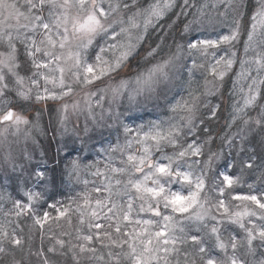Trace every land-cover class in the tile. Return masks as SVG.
<instances>
[{
    "label": "snow or ice",
    "instance_id": "obj_1",
    "mask_svg": "<svg viewBox=\"0 0 264 264\" xmlns=\"http://www.w3.org/2000/svg\"><path fill=\"white\" fill-rule=\"evenodd\" d=\"M226 82V126L237 131L213 151L205 125L221 104L205 101ZM176 88L187 96L170 99ZM94 98L101 108L107 98L112 124L97 120ZM48 101L62 135L71 114L90 119L83 137L72 129L82 147L96 129L101 139L105 128L118 133L97 152L103 169L67 162L68 184L84 190L63 200L47 196L48 169L16 171L9 141L32 138L21 126L38 124L23 113ZM148 105L165 114L136 124L130 113ZM0 161L41 188L19 198L0 190V264H264V0H0ZM73 216L75 227L45 247V225Z\"/></svg>",
    "mask_w": 264,
    "mask_h": 264
},
{
    "label": "rangeland",
    "instance_id": "obj_2",
    "mask_svg": "<svg viewBox=\"0 0 264 264\" xmlns=\"http://www.w3.org/2000/svg\"><path fill=\"white\" fill-rule=\"evenodd\" d=\"M194 2H200L202 3L203 0H194ZM220 11H224L223 8L220 9ZM215 15V13H213ZM159 32V30H158ZM156 35V32L152 33L151 40H154ZM157 42V41H156ZM159 43V40H158ZM238 70V68H237ZM199 73H197L195 80L198 82L199 81ZM184 79H187V76L185 74ZM202 80V81H201ZM201 81V82H200ZM199 86H201L203 90V85H204V80L201 77L200 79ZM230 82H226L220 89V92L214 93V95H210L206 97L207 103L211 105L215 104H221L223 103L224 105H227V100H228V94L230 93L231 89V83L227 85ZM198 84H193V87H196ZM78 92L80 91L79 89L77 90ZM91 91H95V88L91 89ZM222 93V95H221ZM82 95V94H81ZM81 95H78L76 99H80ZM187 96V92L185 88H176L173 90L172 96H170V99L174 96L176 99H179L180 96ZM215 96L214 99L211 97ZM214 100L215 103H214ZM212 101V102H211ZM69 104H71V99L67 100ZM242 103V101H241ZM93 107L95 111V115L98 121H100L101 116L105 118L103 122H106L108 124H112L113 121L107 120V115H108V108L109 104L107 102V98L103 102V108L101 107H96L95 104V98L93 99ZM59 108V105L56 102L48 101L46 104L45 103H39V104H33L27 108V112H24L23 114L28 117L30 122H35L38 124V127H32V124L30 123L29 125H22L21 128L23 131L30 132L31 134V139H25L23 132L20 134L18 138V143L15 142L17 138L10 136L9 141L12 142V147L16 149V171L19 172L21 169L26 170L25 171V176H27V173L31 171L32 169L36 168L39 166L40 169H48L49 167L52 166L50 165L48 168L45 165L42 164H51L53 160H57L58 157L61 154L66 153L68 150H75V158L80 157L82 163L88 164V163H95L99 161V167L103 169L104 164L106 162V155L105 154H97L98 150L103 147H107L109 143L115 142L118 133L113 130V129H103L102 130V139H101V130L96 129L95 131L91 132V140L88 141L87 146L82 147L81 146V141L79 139H76L75 135L73 134L72 129L75 127L80 130V136L83 137V128L85 127V124L87 122L89 129L93 128V124L91 123L90 119L86 120V115L85 114H76L73 113L69 116L68 121H67V133L66 134H61L64 129L63 126L59 123V118L57 115V110ZM32 109V110H30ZM38 111L40 113L39 119L37 121V113L34 112V110ZM150 112L151 114L148 115L147 118H144V114ZM165 114V110L162 109H154L152 105H148L146 109H142L138 112L130 113V116L132 117V120H135L136 124L144 123L148 120H154L157 119ZM127 120L126 122L129 123ZM49 130V133L47 132ZM122 133V129H121ZM51 137V141L56 143L52 148L51 145L47 148L46 146H42L43 143H41L42 138H47ZM58 142V143H57ZM120 142H124V136L120 134ZM47 143V142H46ZM95 145L93 148L92 145ZM85 148V150L81 149ZM55 149V150H54ZM77 151H81L78 154L76 153ZM25 152L28 155H25ZM52 152L54 153L53 155ZM48 155V158L50 160L47 161L44 160V158ZM31 157L30 159L28 157ZM74 156V154L70 155V160ZM60 159V157H59ZM73 159V158H72ZM117 161L119 157H116ZM92 171H95V169H92ZM13 172V167L11 165L5 164L3 161H0V190H3L8 196L12 198H19L22 196L23 191L27 190V185L28 181L25 182L24 180H21L18 177V173ZM88 178H83L87 179L89 181H95L97 184L101 182L103 179L97 178L95 176L90 175L89 173L87 174ZM90 176V177H89ZM34 178H32L33 180ZM30 181L31 188L33 191H41L40 187H35L32 188V185L35 181ZM84 186V185H83ZM89 188L93 187V185L90 183ZM28 188V189H29ZM84 190V187L80 189L79 191L72 192L70 191V196H74L76 193L81 192ZM3 207L5 209L11 207L10 201H4ZM28 224H31V221L27 222ZM76 225V219L75 216L72 218V224L70 225V228L73 226L75 227ZM62 231H69L68 230V224L65 223L64 221L59 222L58 224H53L51 221H49L45 225L44 229V245L45 247L49 246L50 241L49 237L52 234L59 235ZM33 247L32 251L35 252L41 245V236L40 232L38 229H33V241H32ZM27 252V249L25 250ZM183 253H181V256ZM19 258V256H18ZM31 261V264H38V258L35 256H32L29 258ZM61 259V264L63 261V258ZM172 264H176L175 260H173Z\"/></svg>",
    "mask_w": 264,
    "mask_h": 264
},
{
    "label": "trees",
    "instance_id": "obj_3",
    "mask_svg": "<svg viewBox=\"0 0 264 264\" xmlns=\"http://www.w3.org/2000/svg\"><path fill=\"white\" fill-rule=\"evenodd\" d=\"M162 33L160 32H156L154 41L158 43V36L161 35ZM171 42V39L169 38V43ZM154 46V45H153ZM199 81L201 79V76L199 75ZM197 82V84L199 85L200 82ZM230 83H228L227 85H229ZM215 96H212L211 98L214 99ZM216 100H214L215 103ZM212 102V101H211ZM231 103L232 101L230 100V93L228 94V100H227V105H224L223 103H221V108L218 109V115L216 119H213L210 121V123L206 124L205 127H211L212 129V135L214 137H217L216 139V144L212 146V150L216 151L218 149V146L220 144V140H219V136H223L225 134L231 135L232 133L236 132L237 129L236 127H232L231 129H229L226 126L227 121L230 119L229 117V113L231 111ZM29 110V109H28ZM28 110H26L25 112H27ZM32 110V109H30ZM34 112H38L36 111V109H33ZM151 114L150 112L145 113L144 114V118H147L148 115ZM252 116H255L257 113L255 111L250 113ZM205 115H207V113H205ZM131 124V121H128ZM47 132L49 133V130H47ZM50 136V133H49ZM47 137V138H42L41 139V143H43L42 146H46L47 148L49 147V145H51V148L56 144L55 142L53 143L51 141V137ZM256 139H259V136L256 137ZM47 142V143H46ZM58 143V142H57ZM237 144L239 145V141H237ZM246 147H253V145H246ZM83 150H85V148H81ZM55 150V149H54ZM224 151L227 153L228 149L227 146L225 145ZM235 151V150H233ZM75 150H68L66 153L61 154L58 159L55 161L53 160L51 162V164H42V165H47L46 167H49V171L47 173L48 178L50 181H52L51 183L48 184V192H47V196L51 197L54 200H63L65 197L70 196V191L72 192H76L79 191L80 189H82L84 186L83 184H78V185H69L67 182V176L63 174L64 172V167L67 164V162L70 160V155L72 153V155L74 154V156H72V158H75ZM81 151H77L76 153L78 154ZM54 153L52 152L51 155H53ZM48 158V155L44 158V160H46ZM71 158V159H72ZM50 160L47 159V161ZM87 172H82L81 173V179L83 180V178H88L87 176ZM90 177V176H89ZM32 179H30L28 181L27 185V189L31 186L30 181ZM34 181V179L32 180ZM252 180H248V183H251ZM245 189H246V185H245ZM49 202H51V200H49ZM74 228V226L72 228H70V225L68 224V230L71 231Z\"/></svg>",
    "mask_w": 264,
    "mask_h": 264
}]
</instances>
